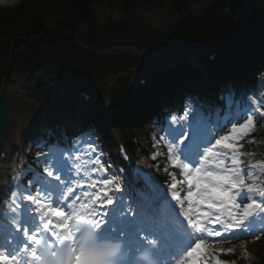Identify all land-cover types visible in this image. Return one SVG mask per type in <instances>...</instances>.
Here are the masks:
<instances>
[{"label": "snow or ice", "instance_id": "snow-or-ice-1", "mask_svg": "<svg viewBox=\"0 0 264 264\" xmlns=\"http://www.w3.org/2000/svg\"><path fill=\"white\" fill-rule=\"evenodd\" d=\"M203 109L197 102L160 126L154 147L166 152L152 159L166 156L163 192L150 174L110 171L94 140L84 152L46 145L37 167L25 166L27 184L0 191V264H235L218 255L235 249L217 244L264 235V159L245 151L259 143L264 92L216 119Z\"/></svg>", "mask_w": 264, "mask_h": 264}, {"label": "trees", "instance_id": "trees-1", "mask_svg": "<svg viewBox=\"0 0 264 264\" xmlns=\"http://www.w3.org/2000/svg\"><path fill=\"white\" fill-rule=\"evenodd\" d=\"M34 9L42 4L55 7L53 14L49 16L53 32L46 31L44 20L32 22L34 34L30 38L27 35L21 37L22 42L17 45L13 66L22 72H29L30 76L47 90L59 92L62 100L68 94L64 90L65 78H79L81 69L110 58L107 53H99L98 50H108L113 46L133 43L142 32L136 28H129L128 23L113 16L114 10H120L127 15L138 6H146L162 12L170 18L172 29L177 34L188 40H199L206 43H216L225 46L235 40L236 53L231 58H220L217 62L207 66V70L213 74L217 87L219 79L227 74L242 77L243 82L252 79L253 74H259L264 70V0H26ZM104 3L102 19L98 20L96 7ZM22 14L18 20L26 19ZM7 20L0 18V24ZM27 29V28H26ZM28 32V31H26ZM118 51H115L116 53ZM238 54V56H237ZM8 55L4 61L0 60V73L7 67ZM250 69V72H249ZM220 70V71H219ZM179 75H182L180 78ZM200 73L194 74L185 67L173 68L168 71L163 79L154 82L153 86L135 95V106L131 109V126L144 133L149 138L151 125L148 123L149 114L153 112L148 99L158 103L161 91H165L170 99L175 100L171 88H179L178 98L184 92L195 94L200 85ZM201 92V91H200ZM205 94L202 92L201 97ZM122 98L116 101L121 102ZM146 105V106H145ZM149 114L141 118L139 111L142 107ZM144 108V109H145ZM160 108V107H159ZM99 115L102 111L93 106ZM129 106H127V110ZM115 113L118 110L115 107ZM160 111L162 109L160 108ZM113 119L114 124L121 125L123 118ZM121 122L117 124V122ZM152 150L155 148H151ZM158 151L163 152L161 147ZM161 177L167 179L164 171L166 158L159 157ZM174 170L179 178V171ZM255 247L264 246V237ZM256 264H264L258 255Z\"/></svg>", "mask_w": 264, "mask_h": 264}, {"label": "rangeland", "instance_id": "rangeland-1", "mask_svg": "<svg viewBox=\"0 0 264 264\" xmlns=\"http://www.w3.org/2000/svg\"><path fill=\"white\" fill-rule=\"evenodd\" d=\"M136 16H138V17H141V18H143V20L144 21H146V22H148V24H149V26L150 27H152V28H156V29H160L161 28V26H160V23L158 22L159 20L160 21H162V18L161 17H159V20H158V18L153 14V13H150V12H147V11H138L137 12V14H136ZM157 19V20H156ZM150 45L149 44H145V45H143V47L144 48H148ZM150 47H153V48H156V49H158V48H160V47H158V46H150ZM135 54H137V52H134ZM21 83V79H20V77H16V78H14V79H12V80H10L7 84H6V88H9V90H21L22 92H26V90H23L21 87H20V85H19V83ZM0 84H2V80H0ZM110 84H111V81H107V84H106V88L109 90V86H110ZM105 88V89H106ZM38 110V107H37V109H36V111ZM24 130V129H23ZM23 130H21V132L23 131ZM20 132V133H21ZM16 141H17V143H16ZM13 146H16L17 147V149L19 150V149H21V147H20V144H19V140L17 139V140H13V144H12ZM107 163L108 164H111V166H113L114 165V161H113V159H112V157H109V159H107ZM9 174V178H8V181H7V185H11L12 184V172L11 173H8Z\"/></svg>", "mask_w": 264, "mask_h": 264}, {"label": "bare ground", "instance_id": "bare-ground-1", "mask_svg": "<svg viewBox=\"0 0 264 264\" xmlns=\"http://www.w3.org/2000/svg\"><path fill=\"white\" fill-rule=\"evenodd\" d=\"M6 163L5 160H1L0 161V191H2L3 189H5L6 187H8L6 181H7V177H6ZM245 250L247 251V256H244V252ZM239 256L242 259H246L248 258V256H260V259L264 262V246L259 248L257 247H253L251 249H241L237 251ZM257 262H260L258 260H256Z\"/></svg>", "mask_w": 264, "mask_h": 264}, {"label": "clouds", "instance_id": "clouds-1", "mask_svg": "<svg viewBox=\"0 0 264 264\" xmlns=\"http://www.w3.org/2000/svg\"><path fill=\"white\" fill-rule=\"evenodd\" d=\"M0 2H3V0H0Z\"/></svg>", "mask_w": 264, "mask_h": 264}]
</instances>
